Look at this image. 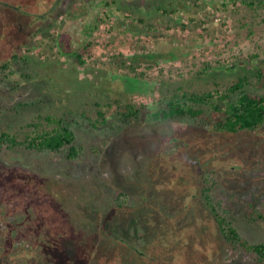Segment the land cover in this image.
<instances>
[{
    "label": "rangeland",
    "instance_id": "obj_1",
    "mask_svg": "<svg viewBox=\"0 0 264 264\" xmlns=\"http://www.w3.org/2000/svg\"><path fill=\"white\" fill-rule=\"evenodd\" d=\"M172 1L0 0V66L18 49L26 56L16 73H0V133L42 134L53 126L47 117H67L81 124L84 148L76 161L0 150V230L16 229L31 258L259 264L227 245L203 190L205 172H215L216 196L241 201V234L264 242V224L245 217L250 203L264 210V127L222 134L209 113L159 125L112 117L107 126L99 115L108 103V116L127 105L155 112L180 89L222 92L244 77L264 94V0Z\"/></svg>",
    "mask_w": 264,
    "mask_h": 264
},
{
    "label": "trees",
    "instance_id": "obj_2",
    "mask_svg": "<svg viewBox=\"0 0 264 264\" xmlns=\"http://www.w3.org/2000/svg\"><path fill=\"white\" fill-rule=\"evenodd\" d=\"M175 1V0H173ZM172 1V2H173ZM178 1V0H177ZM174 2V3H177ZM234 2L235 0H228ZM169 2V0H168ZM109 4V3H107ZM180 4L179 2L177 5ZM223 5L227 6L226 0ZM253 5V4H252ZM107 6V5H105ZM169 6V5H168ZM179 7V5H178ZM174 13L178 10L172 9ZM170 12L164 9L165 14ZM171 12V13H172ZM142 22L144 20L141 19ZM149 29L153 28L151 24ZM85 45L88 50L90 47ZM14 54L10 61H6L0 66V73L14 74L20 70L19 66L26 61V56ZM67 56H71L73 60L79 64H84L85 60L79 53L63 52ZM13 67H16L17 70ZM133 66H131L132 69ZM210 68V66H207ZM250 80L247 77L239 79L238 82L229 86L225 91H208L203 93L182 92V89L170 97H164L157 102V111L152 112L144 104L141 108L135 105H127L126 110L122 113L118 112L113 116H108L106 110H111L114 105L108 103L106 110L99 113L103 119V124L109 126L112 117L121 122L134 120H142L147 123H168L172 121H203L209 113L213 121H216L214 130L222 134H238L243 132H260L264 127V94H257L249 91L247 86ZM110 104V105H109ZM115 104L120 107V101L116 100ZM119 114V116H118ZM145 117V118H144ZM82 121L87 118L81 116ZM80 120V117L77 118ZM47 122L53 125L51 129L44 131L42 134L22 136L19 134H11L6 131L0 133V150L10 151L21 155H56L66 154L69 161H76L84 152V148L77 144L78 141V124L76 120L63 118L47 117ZM177 148V147H176ZM215 172H205L204 174V190L203 199L212 216L216 220L218 229L223 236L227 245L234 251H244L255 258L259 264H264V242H251L244 237L239 228L240 219L236 214L235 206L241 202L235 197H229V200L220 199L216 196L215 190L218 187V181L215 179ZM125 194H120L116 206L123 209L129 201L126 200ZM111 215H105L104 219L111 218ZM245 217L250 223L264 224V210L259 209L253 203L246 207ZM7 222V228H10ZM16 229L12 232L0 230V263L1 264H37L36 257L45 260L43 257L36 256L34 259L25 254L27 248L31 249V245L25 241H20L16 233ZM29 247H26V246ZM28 249L27 254L30 253ZM93 250V249H92ZM31 251L35 252L32 248ZM22 252H24L22 254ZM97 257V256H96ZM95 257V258H96ZM93 258V259H95ZM92 259V260H93ZM91 260V259H90ZM91 264V263H90Z\"/></svg>",
    "mask_w": 264,
    "mask_h": 264
}]
</instances>
